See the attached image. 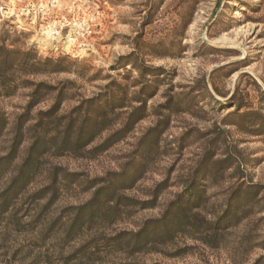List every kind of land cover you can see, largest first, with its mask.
Masks as SVG:
<instances>
[{
  "label": "rangeland",
  "instance_id": "374dc122",
  "mask_svg": "<svg viewBox=\"0 0 264 264\" xmlns=\"http://www.w3.org/2000/svg\"><path fill=\"white\" fill-rule=\"evenodd\" d=\"M26 5L0 0V42L53 62L35 77L30 66L5 70L49 86L28 126L59 92V116L104 98L106 87L123 108L85 154L48 153L33 185L4 195L33 138L29 131L15 162L3 159L33 87L0 89L9 122L0 264H264V0H30V14L18 11ZM72 18L84 31L63 27ZM139 108L143 120L125 130ZM121 130L117 143L92 151ZM55 167L77 176L50 189ZM104 185H118L114 220L67 232ZM159 219L170 235L156 230L133 252L131 234Z\"/></svg>",
  "mask_w": 264,
  "mask_h": 264
},
{
  "label": "trees",
  "instance_id": "16d2710c",
  "mask_svg": "<svg viewBox=\"0 0 264 264\" xmlns=\"http://www.w3.org/2000/svg\"><path fill=\"white\" fill-rule=\"evenodd\" d=\"M49 64L52 65L53 62L51 60L41 62L37 59L33 51H21L20 49L10 50L7 48L5 42H0L1 92H5L7 96H12L20 85L33 87L23 114L19 115L16 120L12 131V140L3 159L15 162L20 158L22 146L25 143L26 135L29 131H34L33 138H31V144L27 148L24 157L16 166L8 187L4 191V195L12 194V196H18L30 185H33L40 176L42 161L48 153L54 152L56 155L69 153L75 156L85 154L87 152L86 150L94 144L96 139L113 126L111 125V114L116 109L123 108L119 105L120 100L118 98L120 99V97L115 96L116 93L113 95L109 87H106L104 88L107 89L105 99L103 96H100L102 94H99L93 98L83 100L69 114L59 116L61 107L65 101L62 93L59 92L50 109L45 113H39L37 117L38 123L29 127L28 124L33 120V111L44 102L42 96L43 91L41 93L40 89L45 86L49 88V86L45 83L35 84L29 80H25L23 75L10 76L5 73V70L15 67H20L23 70V68L30 66V71L26 73V76L35 77L43 74L44 72L41 68ZM53 72L59 71L53 70ZM230 102L234 103L237 108H242L236 99ZM141 120H143V108L135 109L124 125L126 127L125 130H130ZM8 126V118L0 113V140L5 136ZM122 133L121 130L111 134L101 144L94 147L92 151L99 152L107 150L120 140L117 136ZM75 176L77 175L66 174L63 169L55 167L48 174L47 185H51L50 189L55 188L56 185H61L63 180L73 182V177ZM117 186L104 185L100 187L94 192L92 198L87 203L76 208L75 217L67 232L72 233L77 229L79 230L87 222H91L95 218L100 221H113L116 217V209L122 201L120 195H117ZM122 188H124V185ZM250 189L247 192L248 194L251 193ZM162 222V219L155 220L153 227H151L152 225H148L138 233L131 234L130 239L127 241V246L133 252L143 250V244L147 243L155 231L161 228L162 236H169L172 229H168L165 224L162 225Z\"/></svg>",
  "mask_w": 264,
  "mask_h": 264
},
{
  "label": "built area",
  "instance_id": "2783aa9c",
  "mask_svg": "<svg viewBox=\"0 0 264 264\" xmlns=\"http://www.w3.org/2000/svg\"><path fill=\"white\" fill-rule=\"evenodd\" d=\"M25 1V3H28V5H26L25 7H20L19 9H18V11H27L28 12V14H30V11L28 10V7H29V4H30V0H24ZM40 7H44V4H42V3H40ZM74 18H72V19H67L66 21H64V23H63V27H65V28H70L71 26H76V24L74 25ZM74 28H76V30H78V31H80V32H82V31H84V29L83 28H81V26H79V27H74ZM80 32H79V34H80Z\"/></svg>",
  "mask_w": 264,
  "mask_h": 264
}]
</instances>
